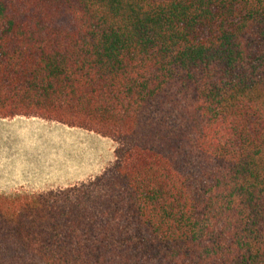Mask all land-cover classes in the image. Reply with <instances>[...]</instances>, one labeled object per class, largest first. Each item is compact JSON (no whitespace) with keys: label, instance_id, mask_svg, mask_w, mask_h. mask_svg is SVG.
<instances>
[{"label":"trees","instance_id":"trees-1","mask_svg":"<svg viewBox=\"0 0 264 264\" xmlns=\"http://www.w3.org/2000/svg\"><path fill=\"white\" fill-rule=\"evenodd\" d=\"M14 116L116 147L0 197V264H264V0H0Z\"/></svg>","mask_w":264,"mask_h":264},{"label":"crops","instance_id":"crops-1","mask_svg":"<svg viewBox=\"0 0 264 264\" xmlns=\"http://www.w3.org/2000/svg\"><path fill=\"white\" fill-rule=\"evenodd\" d=\"M108 141L39 117H0V197L57 192L100 176L113 162Z\"/></svg>","mask_w":264,"mask_h":264},{"label":"rangeland","instance_id":"rangeland-1","mask_svg":"<svg viewBox=\"0 0 264 264\" xmlns=\"http://www.w3.org/2000/svg\"><path fill=\"white\" fill-rule=\"evenodd\" d=\"M112 141H108L107 144H108V150L111 151V150H114L115 147H116V144L115 143H111ZM113 163V162H112Z\"/></svg>","mask_w":264,"mask_h":264}]
</instances>
